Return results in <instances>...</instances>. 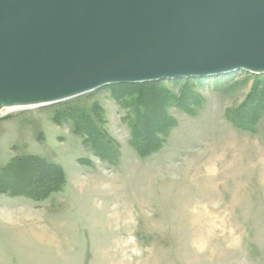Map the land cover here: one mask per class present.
I'll return each instance as SVG.
<instances>
[{
    "label": "rangeland",
    "instance_id": "1",
    "mask_svg": "<svg viewBox=\"0 0 264 264\" xmlns=\"http://www.w3.org/2000/svg\"><path fill=\"white\" fill-rule=\"evenodd\" d=\"M159 91L173 96L144 157L136 104ZM33 155L66 184L39 203L0 194V264H264V75L108 86L1 112L0 171ZM36 169L20 184L48 185Z\"/></svg>",
    "mask_w": 264,
    "mask_h": 264
},
{
    "label": "water",
    "instance_id": "2",
    "mask_svg": "<svg viewBox=\"0 0 264 264\" xmlns=\"http://www.w3.org/2000/svg\"><path fill=\"white\" fill-rule=\"evenodd\" d=\"M237 72L264 75V0H0V111Z\"/></svg>",
    "mask_w": 264,
    "mask_h": 264
},
{
    "label": "trees",
    "instance_id": "3",
    "mask_svg": "<svg viewBox=\"0 0 264 264\" xmlns=\"http://www.w3.org/2000/svg\"><path fill=\"white\" fill-rule=\"evenodd\" d=\"M191 80V79H190ZM193 80V79H192ZM199 80V79H196ZM176 82V81H175ZM159 82L155 83H145V84H137V85H112L113 87L120 86L121 88L127 87H139L146 88L149 86H155ZM165 92L159 91L154 92L151 95L144 93V97H142L139 101V104H136L137 107V115L142 114L139 119L137 117L135 121V127H132L133 139H136L138 143L135 146L136 150L142 156H147V154L154 152L157 150V140L155 138L156 133L154 132L155 121L159 120L162 117V113H166V105L168 104L169 97H172L170 93L167 96L164 94ZM184 101L187 99H193V101L197 100V95L194 97H183ZM183 102V99H182ZM181 108H183L181 106ZM184 109V108H183ZM185 110V109H184ZM157 116H159L157 118ZM240 116V115H239ZM89 117V116H87ZM156 118V119H155ZM83 119V117H80ZM89 123H94L91 118ZM237 119H234L233 122L236 125L238 124ZM170 126V124H166ZM88 138L91 140L94 154L98 157L104 158V149L96 146L94 141L88 135ZM113 160V159H109ZM37 168V169H36ZM36 169L38 173L40 172L41 179L45 181L48 180V185L41 187L39 184H35L34 181H28L26 185L20 184L18 176L23 175L26 170ZM17 175V176H16ZM51 176V177H50ZM18 178V179H17ZM6 183V184H5ZM10 183V184H7ZM66 184V174L64 169L58 164L51 163L46 161V159L40 156H25V157H17L10 166H7L3 171H0V194H7L10 197H23L29 199L34 202H43L48 199L52 194H56L61 192L64 189Z\"/></svg>",
    "mask_w": 264,
    "mask_h": 264
},
{
    "label": "bare ground",
    "instance_id": "4",
    "mask_svg": "<svg viewBox=\"0 0 264 264\" xmlns=\"http://www.w3.org/2000/svg\"><path fill=\"white\" fill-rule=\"evenodd\" d=\"M26 108H34V107H26ZM18 109H21V108H8V109H4V110L11 111V110H18ZM4 110L0 111V113L3 112Z\"/></svg>",
    "mask_w": 264,
    "mask_h": 264
},
{
    "label": "crops",
    "instance_id": "5",
    "mask_svg": "<svg viewBox=\"0 0 264 264\" xmlns=\"http://www.w3.org/2000/svg\"><path fill=\"white\" fill-rule=\"evenodd\" d=\"M32 202H34V201H32ZM37 203V202H36Z\"/></svg>",
    "mask_w": 264,
    "mask_h": 264
}]
</instances>
